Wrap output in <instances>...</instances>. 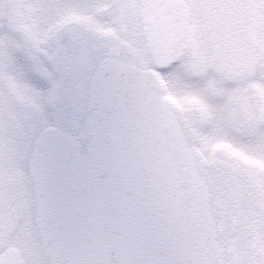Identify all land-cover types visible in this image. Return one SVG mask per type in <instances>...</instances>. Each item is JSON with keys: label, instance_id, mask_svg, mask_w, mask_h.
Wrapping results in <instances>:
<instances>
[{"label": "snow or ice", "instance_id": "6c2138e0", "mask_svg": "<svg viewBox=\"0 0 264 264\" xmlns=\"http://www.w3.org/2000/svg\"><path fill=\"white\" fill-rule=\"evenodd\" d=\"M0 264H264V0H0Z\"/></svg>", "mask_w": 264, "mask_h": 264}]
</instances>
